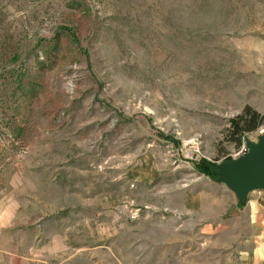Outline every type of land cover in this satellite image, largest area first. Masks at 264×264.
<instances>
[{
	"label": "rangeland",
	"instance_id": "374dc122",
	"mask_svg": "<svg viewBox=\"0 0 264 264\" xmlns=\"http://www.w3.org/2000/svg\"><path fill=\"white\" fill-rule=\"evenodd\" d=\"M246 108L264 0H0V264H222Z\"/></svg>",
	"mask_w": 264,
	"mask_h": 264
},
{
	"label": "crops",
	"instance_id": "0c3cea01",
	"mask_svg": "<svg viewBox=\"0 0 264 264\" xmlns=\"http://www.w3.org/2000/svg\"><path fill=\"white\" fill-rule=\"evenodd\" d=\"M225 195V204L221 198L215 204L216 210L218 208L220 212L214 222L220 217V223L229 218L237 219V226L231 228L234 230L232 233L237 231V240L234 247H230L222 264H264V203L258 199L240 202L233 198L230 201L227 198L229 195ZM220 229L225 230L226 226H220Z\"/></svg>",
	"mask_w": 264,
	"mask_h": 264
},
{
	"label": "water",
	"instance_id": "95a60500",
	"mask_svg": "<svg viewBox=\"0 0 264 264\" xmlns=\"http://www.w3.org/2000/svg\"><path fill=\"white\" fill-rule=\"evenodd\" d=\"M245 144V154L217 165V180L240 202L246 201L249 193L264 190V135H260L257 142L247 140Z\"/></svg>",
	"mask_w": 264,
	"mask_h": 264
},
{
	"label": "trees",
	"instance_id": "16d2710c",
	"mask_svg": "<svg viewBox=\"0 0 264 264\" xmlns=\"http://www.w3.org/2000/svg\"><path fill=\"white\" fill-rule=\"evenodd\" d=\"M263 121L264 116H260L250 108H246L237 119L231 121V125H233L231 128L232 134L238 136V140H240L245 133L257 130ZM197 167L202 174L209 177L212 181L218 182L219 171L217 169V164L203 160L197 165Z\"/></svg>",
	"mask_w": 264,
	"mask_h": 264
},
{
	"label": "built area",
	"instance_id": "2783aa9c",
	"mask_svg": "<svg viewBox=\"0 0 264 264\" xmlns=\"http://www.w3.org/2000/svg\"><path fill=\"white\" fill-rule=\"evenodd\" d=\"M247 152L246 144L245 142L241 145L240 149L237 151L236 154H234L232 159H236L240 157L241 155L245 154Z\"/></svg>",
	"mask_w": 264,
	"mask_h": 264
}]
</instances>
